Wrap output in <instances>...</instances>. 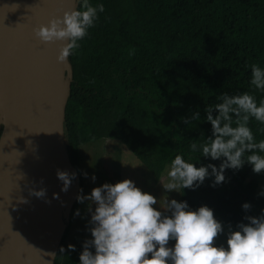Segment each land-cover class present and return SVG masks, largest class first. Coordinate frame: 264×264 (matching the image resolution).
<instances>
[{"label": "trees", "instance_id": "trees-1", "mask_svg": "<svg viewBox=\"0 0 264 264\" xmlns=\"http://www.w3.org/2000/svg\"><path fill=\"white\" fill-rule=\"evenodd\" d=\"M89 2L105 10L68 57L72 81L64 126L72 164L80 170L82 143L110 137L126 144L156 179L176 155L196 167H218L220 160L200 156L190 145L211 136L204 109L221 102L222 93L248 92L258 105L264 100V90L250 83L251 66L264 68V0ZM193 113L199 121L191 120ZM248 126L257 142L264 139V124L250 118ZM251 169L248 163L225 169V181L215 186L214 177H206L195 189H183L180 201L193 210L208 206L235 229L264 209L257 181L245 183ZM78 203L66 219L54 264H79L83 243L65 241Z\"/></svg>", "mask_w": 264, "mask_h": 264}, {"label": "clouds", "instance_id": "clouds-1", "mask_svg": "<svg viewBox=\"0 0 264 264\" xmlns=\"http://www.w3.org/2000/svg\"><path fill=\"white\" fill-rule=\"evenodd\" d=\"M77 5L33 30L44 43L62 42L56 57L62 63L80 47L78 41L88 35L98 13L105 10L103 4L93 6L89 0H77ZM250 83L264 90V68L251 66ZM218 99L221 102L204 109L211 136L204 137L205 142L199 146L193 142L190 148L221 163L218 167L211 163L196 167L176 155L167 180L160 182L165 193L183 194V189H195L209 176L214 177L215 186L225 181V169L238 170L245 163L254 173L264 172V139L257 142L248 126L250 118L264 124V100L258 105L248 92L222 93ZM191 120L199 121L198 113H193ZM184 122L190 123L188 119ZM56 175L63 182L61 191L66 192L75 173L57 169ZM91 179L95 180V176ZM30 193L38 198L46 194L43 188L30 189ZM53 198L58 199V194L53 193ZM76 199L89 202L91 225V239L83 243L79 264H264V209L259 216H245L247 223L239 222L234 230L229 225L226 246H218L216 240L225 228L211 208L201 205L193 210L186 201L165 196L158 210L153 207L158 204L157 197L142 191L128 178L93 187L88 195L81 189ZM20 201L27 202L24 198ZM242 207L247 210L250 205L244 203ZM170 241H174L172 246ZM68 249L75 250V246L69 244ZM64 251L60 247L59 252ZM48 254L54 258L57 253Z\"/></svg>", "mask_w": 264, "mask_h": 264}, {"label": "water", "instance_id": "water-1", "mask_svg": "<svg viewBox=\"0 0 264 264\" xmlns=\"http://www.w3.org/2000/svg\"><path fill=\"white\" fill-rule=\"evenodd\" d=\"M73 7L77 0H0V66L16 36L33 20L0 120V138L10 131L0 157V264H54L55 257L48 253H57L81 190L80 171L70 160L65 140L72 64L69 58L64 63L56 59L62 42L44 43L33 31ZM57 169L75 173L66 192L61 191ZM40 188L44 197L30 193ZM23 198L27 202H21Z\"/></svg>", "mask_w": 264, "mask_h": 264}, {"label": "rangeland", "instance_id": "rangeland-1", "mask_svg": "<svg viewBox=\"0 0 264 264\" xmlns=\"http://www.w3.org/2000/svg\"><path fill=\"white\" fill-rule=\"evenodd\" d=\"M79 151V171L82 179L81 189L82 194L84 195L90 194L93 187L101 186L104 183H115L119 180L128 178L131 179L142 191L148 192L157 197L158 204L153 207H156L158 210L161 208V202L164 200L165 196H167L168 199H176L177 201H180V193L176 191L165 193V190L160 184V182L167 180V172L171 163H168L165 166L159 179H156L152 172L126 144L119 139L110 137H102L84 142L80 145ZM85 173L88 175L85 176ZM93 175L95 176V180L91 179ZM252 179L257 181L256 194L262 195L261 193H264V172L257 174L251 169L249 175L245 179V183ZM88 203V201L78 203L74 216L79 213L77 219L79 225H77L75 233L69 235L67 231L65 241L68 242L69 240L71 242L84 243L85 240L91 239V232L89 231L91 227L89 223L90 213L87 210ZM94 207L95 206L93 205V209ZM216 219L220 221L225 228V233H222L217 238L216 244L218 246L221 244L226 246V232L229 226H227L222 219ZM73 220L74 219H72L69 228L72 226L71 224L73 223ZM172 244H174V241L169 242V246H172Z\"/></svg>", "mask_w": 264, "mask_h": 264}, {"label": "bare ground", "instance_id": "bare-ground-1", "mask_svg": "<svg viewBox=\"0 0 264 264\" xmlns=\"http://www.w3.org/2000/svg\"><path fill=\"white\" fill-rule=\"evenodd\" d=\"M31 20L26 27L16 36L12 46L5 55L4 61L0 66V120L4 118L6 106L9 99L8 89L17 80L19 64L21 57L27 47L32 32ZM10 131H5L0 138V157L2 156L4 146L8 141Z\"/></svg>", "mask_w": 264, "mask_h": 264}, {"label": "crops", "instance_id": "crops-1", "mask_svg": "<svg viewBox=\"0 0 264 264\" xmlns=\"http://www.w3.org/2000/svg\"><path fill=\"white\" fill-rule=\"evenodd\" d=\"M74 220H73V223L71 224L72 226H70V228H69V230H68V233H69V235H71L72 233H75V229L77 228V225H79V222H78V214H76V216H74V218H73ZM75 225H76V227H75ZM73 226H74V229H73ZM69 241V240H68ZM69 242H71V241H69ZM83 243V242H82Z\"/></svg>", "mask_w": 264, "mask_h": 264}]
</instances>
